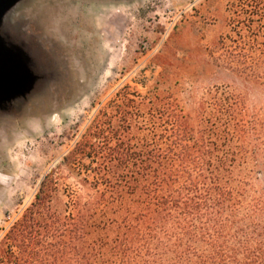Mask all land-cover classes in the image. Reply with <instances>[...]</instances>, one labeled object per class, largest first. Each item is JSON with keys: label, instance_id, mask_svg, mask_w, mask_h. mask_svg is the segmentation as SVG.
<instances>
[{"label": "rangeland", "instance_id": "374dc122", "mask_svg": "<svg viewBox=\"0 0 264 264\" xmlns=\"http://www.w3.org/2000/svg\"><path fill=\"white\" fill-rule=\"evenodd\" d=\"M254 6L255 0L18 2L2 34L22 43L23 71L32 79L22 85L24 98L0 97V248L46 177L54 180L51 210L62 215L70 187H80L81 199L92 192L77 185L83 168L70 159L94 126L101 128L91 139L96 145L104 134L111 145L138 141L159 118L151 107L190 115L216 87L242 95L249 110L264 108V86L227 63L226 49L244 28L237 22L242 8ZM252 38L264 42V34Z\"/></svg>", "mask_w": 264, "mask_h": 264}, {"label": "trees", "instance_id": "16d2710c", "mask_svg": "<svg viewBox=\"0 0 264 264\" xmlns=\"http://www.w3.org/2000/svg\"><path fill=\"white\" fill-rule=\"evenodd\" d=\"M242 9L227 63L264 86V42L252 38L264 34V0ZM150 110L159 118L138 141L111 145L104 134L96 145L101 128L88 131L70 162L92 192L81 199L70 187L62 215L51 210L46 177L6 234L2 263L264 264V108L216 87L193 114Z\"/></svg>", "mask_w": 264, "mask_h": 264}, {"label": "water", "instance_id": "95a60500", "mask_svg": "<svg viewBox=\"0 0 264 264\" xmlns=\"http://www.w3.org/2000/svg\"><path fill=\"white\" fill-rule=\"evenodd\" d=\"M21 0H0V97L7 100L24 98L25 91L22 85L31 81L27 71H23L22 43L14 42L11 37L4 38L2 27L4 18L9 14L11 9ZM21 44V45H20ZM24 66V64H23ZM21 68V69H20Z\"/></svg>", "mask_w": 264, "mask_h": 264}]
</instances>
